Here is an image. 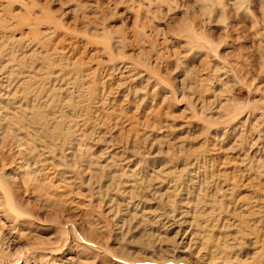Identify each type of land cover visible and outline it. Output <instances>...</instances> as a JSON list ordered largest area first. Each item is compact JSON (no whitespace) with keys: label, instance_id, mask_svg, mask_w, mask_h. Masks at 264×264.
I'll list each match as a JSON object with an SVG mask.
<instances>
[{"label":"rangeland","instance_id":"1","mask_svg":"<svg viewBox=\"0 0 264 264\" xmlns=\"http://www.w3.org/2000/svg\"><path fill=\"white\" fill-rule=\"evenodd\" d=\"M0 45L2 48L9 45L15 57L9 62V73L10 69H22L26 76L33 78H29L20 90L25 98L19 97L22 107L36 97L42 100L36 110L38 114L34 112L36 115L29 119L35 122L23 119L16 124L19 129L13 127L14 131L0 128V163L3 162L0 171L10 173L16 168L10 163L11 158L27 161L41 144L49 145L58 156L64 130L68 138L79 139L82 137L79 134L92 138L64 151L67 153L66 166L59 165L55 173L44 171L49 173V182L54 178L53 185H60L57 191L65 192L74 203L68 200L61 207L46 206L31 194L41 182L39 175L34 178L24 175V182L21 175L16 177L11 190L26 213L19 219L31 223L27 226L32 232L27 238L20 237L17 233L20 223L2 219L5 228L1 233L7 247L0 264H45L50 252L64 260L84 250L90 251L98 261L103 257L114 258L119 264L190 263L180 261L181 257L175 261L167 259L172 257L174 238L179 242L184 237L183 242L192 254L197 253L199 246L193 245L198 241L194 238L196 231L189 232L190 226L160 235L131 229L124 236L116 235L112 228L100 231L90 226L94 220L100 224L109 220L100 214L95 203L86 207L92 196L88 188L95 186L97 180L91 179L90 187L87 184L79 186L91 172L84 177L79 169L87 161L86 156L96 157L105 151L108 141V148L111 144V147L119 146V143V148H125L127 138L139 137L146 131L138 139L143 141L153 130L148 145L137 151L140 156L137 157L144 160L149 156V165L154 171L159 169L158 179L168 184L184 175L186 163L193 162L196 170L191 173L192 177L183 176V184L193 197L197 193L201 202L211 199L208 203H212V191H219L222 180L235 184L234 197L240 204L252 201L256 192L257 195L259 191L264 192V0H0ZM2 50L0 57L4 59ZM24 50H28L27 53L35 50V53L19 69L22 65L17 57ZM51 52L57 54L54 56ZM34 70L40 74L37 76ZM105 78L110 80L109 90L102 88ZM58 82L59 88L69 93L64 94L58 86H53ZM105 93L114 115L120 118L126 130L130 126L121 135L122 141L112 129L114 120L107 119L95 108L101 95L107 97ZM69 97L72 104H66ZM147 110L155 112L156 119L144 124L140 117ZM56 115L61 116L62 125L53 129L51 118ZM102 122L100 131H105L106 135L98 139L100 133H95V128ZM92 124H95L93 128ZM33 128L38 129L41 136L31 133ZM110 136L114 138L111 140ZM51 140L55 144L51 145ZM114 140L117 145L113 144ZM38 141L40 147L36 145ZM152 142L154 148L149 150ZM149 165H144L142 173L149 171ZM73 173L79 174L75 175L78 177L76 186L64 187L67 185L62 177ZM105 180L104 177L103 185H106ZM145 199L148 202L145 207L150 211L166 208L164 201L149 196ZM77 200H84L83 205L76 204ZM211 238L205 240L199 254L210 257L209 264H229L218 255L209 254L212 251L221 253L211 247L215 239ZM249 239L253 242L254 235H249ZM159 247L165 251H159ZM252 253L251 248H235L231 260L243 261Z\"/></svg>","mask_w":264,"mask_h":264},{"label":"bare ground","instance_id":"2","mask_svg":"<svg viewBox=\"0 0 264 264\" xmlns=\"http://www.w3.org/2000/svg\"><path fill=\"white\" fill-rule=\"evenodd\" d=\"M6 26L7 25H5L4 28H7ZM2 46H3V44H2ZM0 47H1V45H0ZM9 48H10L9 45L7 47L4 46V48L1 47V49L4 50V53H3L4 59H1L2 57H0V59H1L0 60V128H2V129L9 128L10 131H14L15 128L19 129L16 125V124H18L17 122L20 123V121L21 120L23 121V119H25V121H26V119L27 120L33 119V117L36 114H38V113H36V110L39 109V105H41L40 101H42V100H39L40 98L36 97L30 104H24V107H22L19 97H21L22 99H25V98H24V96H21L22 93L20 90L22 89V86H24V84L32 76L31 77H29V75L26 76L25 70L23 71L22 69H21V71H19L17 69H10V73H9V62H12V60L15 59V57H12V54L9 51L10 50ZM34 48H35V46H34ZM27 51L24 50L18 55L19 57H17V59H18L19 64L20 63H21V65L25 64L26 59H28V57H30L31 55H34V53H35V50H31L29 53H27ZM36 52L39 53L38 50ZM51 53L50 54L54 55V56L57 54L55 52H51ZM9 54L11 55V59L9 58ZM44 54H42V55H44ZM16 61L17 60H15L14 62H16ZM39 64H37V65L39 66ZM23 66L24 65H22V66L19 65L18 68L19 69H20V67L23 68ZM38 66H37V68H38ZM40 68H41V66H40ZM34 72H36V71L34 70ZM44 72H45V70H44ZM13 73L17 76L12 77ZM41 73H42V70H41ZM60 73H61V70H60L59 74ZM34 74H37V76H38V74H40V73L36 72ZM43 75H42V77L47 76V75H44V76ZM31 79H33V78H31ZM56 79H58V78L55 77L54 81H56ZM34 80H35V78H34ZM46 80L48 81V78ZM47 81H45V82H47ZM81 81H83V80H81ZM109 81L110 80L108 78L103 79V82H102V84H103L102 88L103 89L104 88L108 89L109 86H111ZM41 84H43V83H41ZM44 84H46V83H44ZM61 84L64 85L63 83H61ZM36 85L38 86V82ZM54 85L58 86V89L60 90V92L64 91L63 92L64 94L69 93L68 92L69 90L65 91L64 88H61V89L59 88L60 87L59 82L57 85L53 84V86ZM47 86H48V82H47ZM66 88H68V87H66ZM100 88H101V83H100ZM50 89L51 88H49L48 92L50 91ZM59 90H58V92H59ZM56 91H57V89H56ZM71 92L72 91H70V95L72 94ZM49 94L50 93H48V95ZM59 94L57 95V97L60 96ZM48 95L46 94V97H48ZM53 95L55 96V93ZM101 96L97 99V101L95 103L96 104L95 108L101 115L107 117V119L114 120V122H113L114 128H112V129L116 133L115 136H118L122 141L124 139V137L121 135L126 130V126L123 124V122H121V120L118 116L114 115L115 111H114V109H112V103L108 99V95H107V97H105V95L103 97H101ZM125 96H127V95H125ZM25 97H27V96H25ZM61 97H63V96H61ZM16 98L19 100H17ZM49 100H51V98ZM59 100H61V99H59ZM71 100H72V98L70 99V97H69L66 100V104H72ZM75 100L77 101V99H75ZM62 101H64V100H62ZM61 104H65V102H62ZM10 106H12V107H10ZM42 108H43V106H42ZM42 108H41V110H43ZM37 117H39V116H36L35 118H37ZM40 117H41V115H40ZM140 118H142L141 121H144V124H146L149 121V119H150V121L154 122L156 119V113L155 112L150 113L148 111V112H145V114L142 113V116ZM103 119H104V117H103ZM94 120H97V119H94ZM30 121L31 120H29L28 123ZM33 121L35 122V120H33ZM33 121H31V123H33ZM90 121H92V120H90ZM128 122L126 124L130 123V122L129 123ZM25 124H27V123H25ZM51 124H54L53 127L54 126L60 127L62 125L61 116L60 115L52 116ZM13 125H16V126H13ZM68 125H70V124H68ZM94 125L95 124H92L91 128H93ZM103 125L104 124L102 122L101 125H99L97 128H95V130H96L95 133H100L99 134L100 137H98V139L99 138L102 139L106 135V134L104 135L105 131H103V132L100 131V129L103 127ZM86 126H89V125H87V121H86ZM151 126L153 128V125H151ZM13 127H15V128H13ZM55 127L53 129H55ZM145 127H147V126H144V128ZM144 128H143V131H144ZM129 129H130V126L128 127V129L126 131H128ZM32 131L33 132H31V133L36 132L38 135H40L38 129L33 128ZM64 131H63L62 135L60 133L61 139H60V150L57 153L58 156L55 155L53 148L51 149L50 146L46 145V144L42 145L41 142L38 141L36 145H38V143H40L41 147L38 145L40 147L39 149L37 148L38 151L36 150L37 151L36 153H34L35 151H33V153H31L29 155V159L27 161H21V159H18V160L13 159L14 158L13 157V158H11L10 163L14 164L16 166V168L14 167L13 169L10 170V173H7V174H4L0 171V259L6 253L4 251V248L7 247L6 238H4V236L1 233V231L5 228L4 227L5 225L2 222L3 220L9 221V219H10L12 222L17 221L18 223H20V225H18V227H17V233L20 237H26L29 234H31V232H32L29 229V227L27 226V225H30L31 223H29L27 220H20L19 219L20 216H25L26 213H24V211L21 209V206L18 204L16 197H15L13 191L11 190V185L16 183V180H17L16 177L17 176L19 178V176L21 175L20 178L23 182L25 180L24 175H26V178H28L30 176H32V178H34L33 176H38V175L41 177V182L33 188L31 194H32V196H34L35 199L37 198L38 201L42 202L46 206H51L52 208L53 207H61L68 200H70V202L74 203V200H72V198L70 199L69 197H67V195L64 194L65 192L57 191V188H60L59 187L60 185L58 186L57 183L55 185H53V183L56 182L55 180H53L54 178L51 179V181L49 182L48 181L49 178L47 179V177L49 176V173H46V172H48L49 170H52V172L55 173L56 171H58L57 168L59 167V165H65L66 166L67 165V163H66L67 159L65 156L67 153H64V151H66L68 149H72L76 145H78V146L81 144L83 145V143L85 141H88L89 139H92V138H91V136H89V137H87L88 138L87 139V138H85V135H82V134H79L82 136L79 139H77L78 137L73 138L72 136L70 138H68L69 137L68 133H66L67 134L66 135ZM152 131L153 130H150V132H148V134H147L148 137H146L143 141L138 140V139H139V137H142L143 135H145L147 133L146 131L140 133L139 137L133 136L134 138H131V139L127 138L124 141L125 146H126L125 148H122V146H121V148H119V146H120L119 139L117 141L116 137H115V140L119 143V146L117 145L116 141L114 140L115 143H113V144H116L117 146L111 147L112 146V144H111V146L108 148V146L110 145L109 144L110 142L108 141V144H107V142L105 143V144H107V146L104 148L106 152L101 151V153L99 152L100 154L97 155L96 157L86 156L85 159L87 161H84L82 163L83 165L81 164L82 166L80 165L79 170H80L82 176L85 177L87 172H90V171L91 172L87 174L86 178H83L80 181L79 186H81L82 184H87V186L90 187V185H92L93 182H92V184L90 183V185L88 182L91 179L97 180L96 183L94 182L95 186H93V187L91 186V188H88V192H89V194H92V196H90L89 199L87 200L88 205L87 204H86L87 206L85 204L84 205L86 207H88L91 204L95 203L93 205H95L99 209L100 214L101 215L103 214V217L106 218L107 220H109V221H107V222H109L108 224H107V222H105L106 220L102 221L104 224H100V222H97L94 220V221L89 223L90 226L92 227V225H93L94 229L96 227L100 231H107L109 228H112L113 232L116 235L124 236L127 233H129V231L131 229H133L134 231L141 230L145 234L146 233L152 234L154 232V233H156L155 235H157V234L160 235V234H167V233L171 232L174 228H177L179 231V230H181V228L184 225H187V226L192 227L189 230V232L193 233L194 229H195L196 233L194 232V238L197 237L198 241L195 242L193 245L199 246L200 249H201V247L205 246L204 245L205 240H210V239H212L211 237L215 238V239H213L214 245H212L211 247L214 246V248L219 249V251L221 253L219 255L217 252L212 251L211 253H209L210 255H212V256L218 255L219 258H221V259L223 258V259L227 260L229 262V264H264V243H263L264 242V192L259 191L258 195L256 192V197L252 201L250 200L244 204H240V201L238 199L235 200V197H234V193L236 190L235 184L234 183L233 184L228 183L226 180H222V185L218 188L219 191H217L216 193H213L214 190L212 191V194H213L212 196H214L212 198V203L211 204L208 203V201L211 200L209 198H207V200L209 199L207 201L208 204L205 203L204 201L201 202V199L198 198V194L196 193L193 197V194L190 191H188L184 187V184H183V176L185 174L189 175L190 177L193 176V174H191V173L194 172V169L196 167V166L194 167L193 162L186 163L187 168L184 170L185 171L184 175L178 176V178H176L172 184H168L166 182V180L158 179L157 171H159V169H157V171H154L153 166L149 165V160H150L149 156L145 157L144 160H140L138 158L140 156H138V152H137L139 149L141 150L144 147H146V145H148V138L151 136ZM4 132H2V133H4ZM59 132H61V130ZM111 134H113V132ZM157 134H159V133H157ZM133 135H135V134H133ZM34 137L36 138V135ZM110 137H111V140H112V137L114 138V136H110ZM127 137H129V136H127ZM96 140H97V138L94 141L96 142ZM141 141H142V147H140L141 145H139V143ZM50 142H48V143H50L51 145L55 144V143L52 144V142H54L52 140ZM123 145H124V143H123ZM153 148H154V142L149 144L148 149L151 150ZM106 149H109V150H106ZM149 153H150V151H149ZM149 153H148V155H150ZM141 159H143V158H141ZM59 160H61V161H59ZM3 161H5V160H3ZM2 164H3V162H2ZM2 164H1V166H2ZM145 164H148L150 166V169H149V171L144 170V173H142L141 169L143 167H145L144 166ZM6 166H7V164H6ZM82 167H84V168H82ZM2 168H4V167H2ZM44 171H46V172H44ZM216 171H218V170H216ZM77 173L72 174L74 177L72 175H69L66 177L64 175H62V176H64V177H62L63 178L62 182H64L67 185L64 187L70 188L72 186H76L75 180L78 178L76 176L79 175ZM56 174H59V173H56ZM205 174H207V173L205 172ZM219 174H221V173H219ZM27 175H28V177H27ZM215 175H217V174H215ZM230 175L232 176V174H230ZM220 176H222V175H220ZM241 176H243V174ZM104 177L106 178V180H105L106 185H103V183H102V179H104ZM232 178L230 179V181L234 182V181H232L233 180ZM46 179H47V182H44V181H46ZM205 180H206V178L203 179V181H205ZM217 181H218V178H217ZM235 181H236V179H235ZM192 182L194 183V181H192ZM215 183H216V181H215ZM215 183H213V184H215ZM61 185H63V184H61ZM198 187H199V184H198ZM258 189L259 188H257V190ZM197 191H200V189ZM148 196L157 198V199H159L160 202L164 201V203L166 204V208L160 207L155 211L154 210L150 211L149 209H146L147 207H145V205H148V202L145 199V197L148 198ZM202 198H203V196H202ZM234 200H235V202H234ZM83 202H84V200H82V201L77 200L75 203L78 205H81ZM89 218L90 217H88V219ZM12 219H14L15 221H13ZM200 221H201V223H200ZM15 229H16V227H15ZM249 235H254L253 242L249 241L250 240ZM183 238L179 239V242H177L175 238H174V240L172 238L173 244L171 247L172 250L170 251V252H172V257L167 258L168 261L169 260L175 261L176 258L181 257L180 261L182 260V261H185L186 263L190 262L191 264H209V260H211V258L207 257V255L199 254L200 249L197 248L196 246L195 247L197 249V253L193 255L192 252L188 248L189 246L183 242V240H184ZM191 240H193V239H191ZM195 241H196V239H195ZM188 243L191 244V241H189ZM209 248H210V246H209ZM235 248H238L240 250L242 248H248V249L251 248V250L253 251L252 256H250L248 259H244L243 261H240L237 259L231 260V252ZM160 250L165 251V250H162L161 247H159V251ZM167 251L168 250L166 249V252ZM189 252L191 253V256H189L190 255ZM49 254H50V256H47V258L45 257V260H44L45 264H97V262H99V264H119L116 261H114L115 260L114 258L106 259L105 257H103L102 259H99L100 261H98L97 259H95L96 257L91 256L90 251H85V250L80 252L79 254H75V253L70 254L64 260H61L60 258L56 257L54 252H50ZM221 255H224V257H222ZM129 261H131V260H129Z\"/></svg>","mask_w":264,"mask_h":264}]
</instances>
